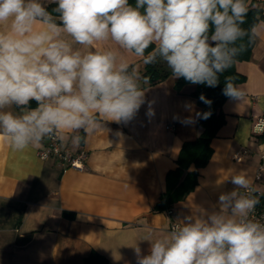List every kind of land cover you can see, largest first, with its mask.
<instances>
[{
	"label": "clouds",
	"instance_id": "1",
	"mask_svg": "<svg viewBox=\"0 0 264 264\" xmlns=\"http://www.w3.org/2000/svg\"><path fill=\"white\" fill-rule=\"evenodd\" d=\"M248 11V0H0V134L23 151L45 138L67 140L106 121H130L145 102L140 82L148 78L119 50L145 65L164 62L175 78L216 87L242 51L237 41L258 35L256 26L251 35L241 27ZM109 41L118 49L97 47ZM223 94L245 97L231 77ZM13 106L19 113L8 110ZM147 114L154 115L151 107ZM231 182L237 187L219 195V211L184 217L149 240L148 255L132 246L137 264H264V223L252 218L259 199L251 177L234 172Z\"/></svg>",
	"mask_w": 264,
	"mask_h": 264
},
{
	"label": "crops",
	"instance_id": "2",
	"mask_svg": "<svg viewBox=\"0 0 264 264\" xmlns=\"http://www.w3.org/2000/svg\"><path fill=\"white\" fill-rule=\"evenodd\" d=\"M259 4L264 9V0ZM255 26L251 58L235 63L245 76L237 84L244 101L228 97L223 102L225 122L211 140L208 162L197 169L196 184L167 209H154L167 188V174L176 167L183 142L201 131L191 85L177 91L173 75L148 86L141 80L145 102L130 121H106L90 135L81 130L60 139L73 153L87 154L83 169H63L55 157L41 159L37 151L49 138L40 147L14 151L0 134V264H83L91 250L108 264H137L135 244L148 255L149 240L167 233L172 221L219 211V195L237 187L231 182L234 172H247L264 190V176L254 178L264 131L253 132L264 116V18ZM97 47L118 49L111 41ZM119 51L142 77V59ZM149 107L154 115L147 114ZM188 117L192 123L183 122ZM76 135L79 143L72 141ZM237 152L239 161L233 158Z\"/></svg>",
	"mask_w": 264,
	"mask_h": 264
},
{
	"label": "trees",
	"instance_id": "3",
	"mask_svg": "<svg viewBox=\"0 0 264 264\" xmlns=\"http://www.w3.org/2000/svg\"><path fill=\"white\" fill-rule=\"evenodd\" d=\"M130 4H134L135 0H129ZM249 11L245 18V23L241 25L243 29L251 35V29L262 18H264V9L259 4V0H248ZM48 10L51 11L56 7L55 4H48ZM253 36L251 40L249 36H245L243 40L237 41V46L242 45V51L235 58L233 65L223 74L219 76V84L216 87H208L206 84H191L184 78H176L175 89L181 91L186 85H191L189 94L196 99L201 111V116L197 119V124L201 128L200 133L196 138L186 140L176 159V167L167 174V188L161 194L159 200L154 206V209L163 210L169 208L172 203L181 199L197 181L198 168L203 167L209 160L213 149L211 146L212 138L217 134L218 129L225 122V114L221 109L223 102L228 98L223 94L225 87V77H231L234 84L245 79V76L237 71L235 63L237 61H245L251 58L253 45L255 42ZM150 46L148 51L152 50ZM147 54V53H146ZM172 75L170 69L164 62L145 65L142 71V77L148 78V83L142 82L143 86H148L160 82ZM203 95L206 100L211 101L210 104L201 101L200 96ZM204 113H211L208 118H203ZM194 166L193 170H189L190 166ZM185 174L181 179V175ZM65 214H68L65 212ZM83 264H108L107 259L95 250L84 257Z\"/></svg>",
	"mask_w": 264,
	"mask_h": 264
},
{
	"label": "built area",
	"instance_id": "4",
	"mask_svg": "<svg viewBox=\"0 0 264 264\" xmlns=\"http://www.w3.org/2000/svg\"><path fill=\"white\" fill-rule=\"evenodd\" d=\"M262 131H264V116H259L254 123L253 132L259 133ZM37 154L41 159L55 157L63 169L69 167L83 169L84 160L87 155L84 151L73 153L68 147L61 144V140L58 136L49 138L45 147L39 149ZM259 154L260 162L256 168L254 177L256 180H259L262 176H264V149H261ZM233 158L239 161L241 159V154L237 152L234 154ZM251 188L255 190L254 195L259 199V203L252 214V218L264 223V190L255 187L253 183L251 184ZM244 191L245 190L241 189L242 193ZM167 212L171 213V209H168ZM179 224L180 223L177 221H172L169 225L168 231H171Z\"/></svg>",
	"mask_w": 264,
	"mask_h": 264
}]
</instances>
